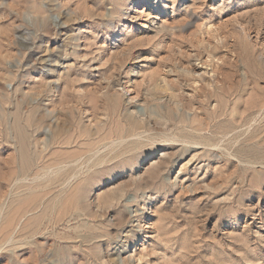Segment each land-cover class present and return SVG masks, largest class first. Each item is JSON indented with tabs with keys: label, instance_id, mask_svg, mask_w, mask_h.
<instances>
[{
	"label": "rangeland",
	"instance_id": "374dc122",
	"mask_svg": "<svg viewBox=\"0 0 264 264\" xmlns=\"http://www.w3.org/2000/svg\"><path fill=\"white\" fill-rule=\"evenodd\" d=\"M0 264H264V0H0Z\"/></svg>",
	"mask_w": 264,
	"mask_h": 264
}]
</instances>
